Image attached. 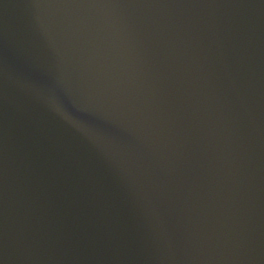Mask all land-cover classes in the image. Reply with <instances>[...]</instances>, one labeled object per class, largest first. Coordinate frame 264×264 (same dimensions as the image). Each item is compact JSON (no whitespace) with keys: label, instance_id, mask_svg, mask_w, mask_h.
Here are the masks:
<instances>
[{"label":"water","instance_id":"95a60500","mask_svg":"<svg viewBox=\"0 0 264 264\" xmlns=\"http://www.w3.org/2000/svg\"><path fill=\"white\" fill-rule=\"evenodd\" d=\"M0 264H264V0H0Z\"/></svg>","mask_w":264,"mask_h":264},{"label":"clouds","instance_id":"9594fccd","mask_svg":"<svg viewBox=\"0 0 264 264\" xmlns=\"http://www.w3.org/2000/svg\"><path fill=\"white\" fill-rule=\"evenodd\" d=\"M71 103H72L74 108H76L77 110H81L79 105L76 103V101L73 100Z\"/></svg>","mask_w":264,"mask_h":264}]
</instances>
